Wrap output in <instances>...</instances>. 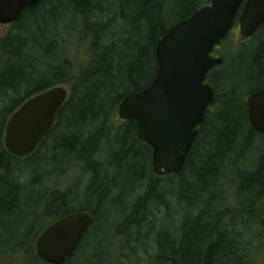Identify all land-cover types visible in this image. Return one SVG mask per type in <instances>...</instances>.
<instances>
[{"label":"trees","instance_id":"trees-1","mask_svg":"<svg viewBox=\"0 0 264 264\" xmlns=\"http://www.w3.org/2000/svg\"><path fill=\"white\" fill-rule=\"evenodd\" d=\"M208 3L43 0L0 38V263L17 253L39 259L35 240L47 220L88 211L92 222L63 264H142L144 257L148 264H255L253 242L264 246V134L250 124L246 97L264 88V22L229 64L208 72L214 100L180 172L154 174L152 149L137 139L134 119L107 127L119 102L151 82L157 41ZM113 7L116 13L109 14ZM74 19L90 36L87 63L76 75L68 61L53 56L59 25L67 33ZM57 84H68L70 92L53 126L35 151L13 156L3 142L9 116L31 95ZM37 159L52 169L34 166ZM71 162L90 173L83 196L35 189ZM28 170L30 180L23 183L20 173ZM107 206L116 211L113 221L109 213L102 219ZM92 235L101 239L96 249L84 246Z\"/></svg>","mask_w":264,"mask_h":264},{"label":"water","instance_id":"water-1","mask_svg":"<svg viewBox=\"0 0 264 264\" xmlns=\"http://www.w3.org/2000/svg\"><path fill=\"white\" fill-rule=\"evenodd\" d=\"M43 0H0V23L10 24L27 8ZM238 17L242 39L250 38L264 22V0H209L180 19L157 41V68L148 86L127 94L118 104L122 120L134 119L137 139L152 149L154 174L181 171L186 156L214 100L206 81L208 72L222 62L212 52ZM69 87L51 86L16 108L4 129V146L16 157L32 153L51 129ZM251 126L264 134V88L246 97ZM92 222L88 211L69 213L49 224L35 241L36 255L50 264H63L77 248Z\"/></svg>","mask_w":264,"mask_h":264},{"label":"rangeland","instance_id":"rangeland-1","mask_svg":"<svg viewBox=\"0 0 264 264\" xmlns=\"http://www.w3.org/2000/svg\"><path fill=\"white\" fill-rule=\"evenodd\" d=\"M108 13L109 14L116 13V8L115 7L111 8L110 12ZM12 24L13 23H10V24L0 23V38H3L8 32L12 31L13 29ZM122 25H123V22L120 19H117V27H120ZM52 26L53 25H51V27ZM57 26L58 25H56V27ZM57 31L60 32V37L56 39V41L58 42L57 44L58 46L56 47V52L53 56H55V59L59 57L61 60L64 59V61H68L71 66L73 74L76 75L79 72V70L83 68L87 63V60L89 57L90 36L86 32L85 28L83 27V24L78 19H74L70 22L67 33L64 31L63 27L60 25ZM226 38L227 39L223 40L218 46H215L214 48L215 51L213 52V56H219L222 58V62L218 66L225 65V63L229 64V60L230 58L233 57V54L235 52H238V50L240 51L243 46L242 42L244 39H242L239 33V30H237V33H236V28L234 29V32L233 33L230 32V34ZM117 110H118V106L117 108L114 109V112L109 117V121L107 123V127H109L111 130L117 129V127L119 126V124H121V121H122V119H120L118 116ZM110 136H113V134H111ZM100 147H101V150L103 151L104 149L106 150L104 142L100 144ZM105 154L101 153L98 155H100L101 157H104ZM33 165L38 168H42V169L43 168L52 169L53 167L52 163H49V164L43 163L41 159H37ZM109 169L112 172L114 170L111 167V165ZM29 173H30V170L20 173L22 175L21 182L23 183L29 182L30 180ZM89 178H90V173L89 171H87L83 163L71 162L67 165L66 169H65V165H62V167H60L59 172L54 173V177L52 179H49L48 177H44L41 180V182L34 185V187L36 190L38 189L41 191L45 189L49 190L52 187H55L58 190H68L69 189L74 192L73 195L77 196V194H79L81 197L83 196L84 190L87 187V184L89 183ZM24 191H27V190H24ZM93 202H94V199L92 200V203ZM107 207H108V210H105L104 213H102L103 214L102 219H104L106 217V214L109 213L111 216V221H113V219H115L114 213L116 211L113 208H109V206ZM152 208H153V205H151V210H153ZM160 211H161V208L159 207L157 209V217H154V219L158 220L160 216ZM50 223L51 221L47 220L46 225L47 224L49 225ZM104 224L105 225L103 227L106 229L108 224L107 222H104ZM145 224H149V221H147ZM146 226L143 225L141 229L144 230ZM146 228H148V226ZM92 238H93V235L91 236L89 241L85 242L84 246L86 248L91 246L93 249L94 248L96 249L97 247L96 243L98 242L100 238L95 239V240H93L94 238L93 239ZM100 241L101 239L99 240V242ZM261 244L262 243L260 242L259 243L256 241L253 242L254 248L252 249L253 254H251L252 255L251 258L253 259L255 264H264V246ZM86 248L85 250L87 251ZM109 250L111 252L113 251L111 246H109ZM118 251H121V249ZM137 255L138 257H140L143 255V253L138 252ZM136 256L132 258L133 261H136V258H137ZM10 257H11L10 255L9 256L7 255V258H8L7 261L5 260L6 262L0 263V264H48L39 259H34L32 258V256H26L25 253L23 254L17 253L13 256V258H10ZM142 264H148V259L146 257L143 258Z\"/></svg>","mask_w":264,"mask_h":264},{"label":"flooded vegetation","instance_id":"flooded-vegetation-1","mask_svg":"<svg viewBox=\"0 0 264 264\" xmlns=\"http://www.w3.org/2000/svg\"><path fill=\"white\" fill-rule=\"evenodd\" d=\"M240 13H241V7H240L239 10H238L237 16H236V18H235V20H234V22H233V25H232V27H231L229 33L227 34V36L230 34V32L233 33L235 28H236V33H237V30H239L238 17H239V15H240ZM236 26H237V27H236ZM214 51H215V50H214Z\"/></svg>","mask_w":264,"mask_h":264}]
</instances>
